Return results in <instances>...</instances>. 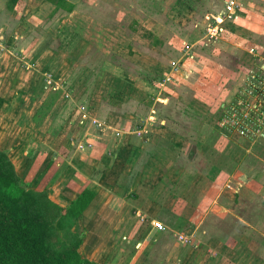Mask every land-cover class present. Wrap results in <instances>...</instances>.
<instances>
[{
	"label": "crops",
	"instance_id": "1",
	"mask_svg": "<svg viewBox=\"0 0 264 264\" xmlns=\"http://www.w3.org/2000/svg\"><path fill=\"white\" fill-rule=\"evenodd\" d=\"M194 1L196 3L200 1L203 5L218 4L215 0ZM220 2L224 4L225 1ZM241 2L238 23L229 26L225 33L253 35L254 29H248L246 23L251 19L264 20V0H241ZM223 4L221 3L222 6L214 15L223 12ZM19 5L21 7L17 8ZM190 5L184 0H172L169 14L173 13V17L177 18L189 10L192 11ZM54 8L55 5L48 0L26 2L18 0L14 9L8 12L16 16L18 26L23 22L27 23L23 29L17 28L19 30L15 31L25 36L34 28L31 25L34 22L31 21L42 20L44 15H50ZM73 11L68 14L72 15ZM204 24L205 22L201 20L197 23L198 29L200 26L202 31L198 38L187 39L184 36L180 44L177 41L179 48L174 39L172 41L164 39L165 24L158 22L146 24L150 36L146 39L129 40L131 51L132 46H135L140 52L138 58L128 57L132 71L136 68L137 70L134 71L143 72V75L138 74L139 83L135 84L131 79V83H127L119 79V73L112 74L107 70L109 63L106 62L103 65L107 68H104L101 78L95 81V88L88 98V101H92L88 103L95 102L96 105L95 95L98 88V93L103 96L107 105V108L101 109L104 113L99 116L98 121H101L102 126L100 129H111L108 132L105 130V133L111 132V136L114 135V142L110 144L108 138L111 136L104 135L102 130L99 131L100 148L98 149H102L100 157L92 155L91 149L94 143L86 145L83 151L74 149V144L67 139H64L65 143L62 142L59 146V149H63L62 155L59 153L57 156L59 168L54 167V171L49 175H54L55 179L58 175L63 176L58 178L55 188L53 187L55 191L57 190L58 199L64 204L71 202L76 196V189L87 185L92 186L97 197L98 186L100 189V186L106 185L109 177L113 176L115 180L113 178V182L110 180L108 190H113L114 186H117L119 190H116L115 194L125 200L123 203H126V207L127 205L132 207L134 215L130 220L134 219L135 222L126 221L124 230H118V225L115 224L108 228L105 237L108 238V243L115 238L117 241L115 245L120 243L119 240L121 243L125 240L126 244L136 240L134 247L137 250L132 252L129 250V256L124 257L123 255L127 254L123 252L124 250H110L103 262L99 260L100 257L92 258L99 264H128L130 259L131 262L135 259V264H150L148 250L139 249L144 247L151 233L157 235L166 228L174 235H185L189 236L188 238L192 236L190 241L195 242V248L211 242L210 248L216 251V255L218 254L216 260H212L214 264H264V133L257 141L251 142L219 131L217 120L221 112L220 108L230 100L234 91L229 90L226 93L219 85L214 86L212 91H207L205 90L207 88L193 85L195 93L185 102V89L181 90L185 88L182 87L181 82H187L183 79L182 69L193 73L192 76H196V80L200 82L208 80L205 74L198 75L197 69L187 67L191 62L194 68L201 67L200 61L198 62L200 58L194 54V47L200 51L210 52L217 62L220 58L215 55L223 53L222 45L232 49L236 46L235 42L228 41H223L218 46L213 45L216 42L205 37L202 27ZM61 25L66 28H58V33L71 31L74 35L78 27L77 24L70 26V23L65 22ZM258 29L264 32V27L259 26ZM80 38L81 36L78 35V39L69 45L72 49L67 60L72 64L79 57L76 52L82 51L85 47V44H82L77 50ZM141 48L147 49L146 53L142 54ZM178 49L185 50L183 54L185 56H182ZM164 50L169 54L164 53ZM174 51H178L177 57L172 58L170 54ZM242 51L246 58L242 61L236 57L237 61H240V66H243V63L249 66L252 60L243 48ZM52 53L56 55V52L52 51ZM39 54L38 51L35 56ZM239 54L237 51L238 56ZM173 66L180 67L182 75L177 73L173 80L165 82L168 74L172 73ZM240 66L237 69L239 78L236 88L242 83L245 74L242 76L243 72L240 73L242 70ZM57 67L59 68V65L56 64L54 67L56 72L47 68L51 71L50 78L54 83L61 79ZM87 68L90 73L86 71ZM87 68L71 85L73 89L76 81L79 80L78 92L81 94L87 90L89 76L96 74L91 68ZM161 82H164L162 86L159 85ZM41 85V79H38L35 90H32V94L37 95L38 100L43 99L48 93V90ZM207 92L213 96L207 95ZM215 95H217L216 99L213 98ZM127 102L128 107H130L129 102L133 107L128 108L125 104ZM126 120L129 122H125ZM186 125L189 127L188 133L185 131ZM176 127L181 130H174ZM153 128H157L159 132L154 131ZM145 144L147 147L144 146ZM201 157L205 160H201ZM100 160L104 161L105 168L100 173L102 178L98 185L90 183V178L95 171V164ZM199 161L204 163L198 165ZM54 163L52 162L50 166ZM45 186L48 190L51 189L47 184H42L41 187ZM130 193L133 194L131 197ZM125 198L132 199L128 201ZM140 216L145 217L146 223L140 220ZM80 219L77 224L79 226ZM151 220L161 222L165 228L163 230L154 228L150 224ZM83 227L88 238L91 232V237H99L98 234L96 235L99 233L97 229L93 230L87 223H84ZM83 227L80 228L84 229ZM91 227L94 228V225ZM196 237L205 239V242L201 241L197 244ZM150 242L153 243L154 239L152 238ZM84 244L82 243L80 248H83ZM80 248L79 251L84 256ZM183 248L184 243L175 242L171 254L165 255V264H178L170 259L173 257V260L179 261ZM101 250H105V247H101ZM99 255L102 256L103 253Z\"/></svg>",
	"mask_w": 264,
	"mask_h": 264
},
{
	"label": "rangeland",
	"instance_id": "2",
	"mask_svg": "<svg viewBox=\"0 0 264 264\" xmlns=\"http://www.w3.org/2000/svg\"><path fill=\"white\" fill-rule=\"evenodd\" d=\"M26 1L27 0H25V2ZM67 1L74 5L72 15H69L68 12L63 9L52 12L50 15L45 14L42 20L31 21L34 22L31 24L34 26L33 30L26 33L25 36H21L15 31L23 29L27 23L23 22L21 26H18L16 16L10 15L6 10L4 5L5 0H0V95L3 96L5 100L0 108V150L7 153L20 178L30 179V169L33 167V170H37L30 183L31 188L38 189L42 184H47V186L51 188L49 189L50 198L60 204L64 203L57 198V190L55 191L53 187L55 188L58 178H62L63 176L58 175L56 179L54 175L49 176L52 174L51 170L54 171V167L59 168L57 156L59 153L62 155L63 152V149H59V146L62 142L65 143L67 139L71 140L74 144V149L76 148L77 151H83L86 145L88 146V144L91 145L94 143L91 149L92 155L100 157L102 149H98L100 148L98 133L102 130L100 129L102 126L100 123L101 121L99 122L98 120L99 116L104 113L102 110L107 108L106 101L103 99V96H100L101 94L98 93V88H96L95 95L96 105L95 102L88 103L92 102L91 100L88 101V98L95 88L96 76L94 77V74L89 76L86 86L87 90L82 94L78 92L79 80L76 81L72 89L71 85H73L74 80L80 78L82 75L80 73H82L85 68L89 67L94 72H97L104 63L108 62L107 70L109 72H112V74L123 73V75L131 79L133 83L138 84L140 78L138 74L143 75V72L134 71L137 70L136 68L132 71L129 58H138L140 52L135 46H132L131 51V41L129 42V40L146 39L145 31L148 29H146L147 27L145 25L156 22L166 25V33L163 35L166 40L169 39L172 41L174 39L175 42L179 41L180 44L184 36H186L187 39H193L194 37L198 38L199 35L202 34V31L200 26V29H198L197 23L200 20L201 22L203 21V23L205 22L202 26L204 28L209 20L217 16L214 14L218 8L222 6L221 3L223 4V2H220L222 0H215L218 3L215 6L211 4L203 5L200 1L196 3L194 0H189L193 10H189L183 15L174 18L173 13L169 14L172 0ZM224 5L225 2L223 7ZM19 7L21 6L19 5L17 8ZM66 13L68 15H65ZM238 20L239 18L237 20L224 21L222 23L224 31L216 36V38H209L213 42H216L213 45L217 46L222 44L223 41L235 42L236 44L233 49L226 45H222L221 51L223 53L215 55L220 58L219 61L216 62L215 57L212 56L210 52H205L204 50L200 51L195 49V47L193 48L194 54L200 58L198 62L200 61L201 67L194 68L191 64L192 62L187 67L193 70L197 69L196 73H198V75L205 74L208 80L206 82H200L196 80V76H192L193 73L191 74L187 69H182L184 72L183 79L187 81H183L184 83L181 82L182 87H185L181 89H185V102L192 98L195 93L193 85L199 88H207L205 89L207 91H212V88L216 85L222 86L226 93L229 90H232V92L234 91L232 97L227 102L230 103L234 101L238 98V92L243 88L246 81L245 79L257 68L258 64L254 61L255 57L258 58V62L261 61V57L264 59V32H260V29H258L259 26L264 27V20L251 19L250 22L246 23L248 29H254L255 32L253 35L252 33L246 35L243 33H238L237 35L234 33H225L226 29L231 25H236ZM64 22L70 23V26H72V24L78 25L77 29L74 31V35L71 31L57 32V29L60 27L63 29L66 28L61 25L64 24ZM198 30L200 32H198ZM223 33H225L224 36H222ZM78 35L81 36V38L79 39L77 50L82 44H85V47L82 51L78 50L76 52L79 57L75 59L76 62L72 64L67 60L70 54L69 51L72 49V46L69 45L78 39ZM10 37H12V39ZM205 37L208 36L205 34ZM176 45L178 47V42ZM247 45L249 46L247 47ZM251 47L254 51H251ZM241 48L247 52L246 54L253 62L249 63V66L247 63H243L244 65L240 66V61H237V58L242 61L246 58L245 53L243 51L241 52ZM141 50L142 54L147 51L145 48H141ZM255 50H257V54ZM38 51L40 54L35 56ZM52 51L56 52V55H54ZM178 51L181 52L182 56H185L183 55L186 52L185 50L178 49ZM178 51H174L170 56L172 58L177 57ZM237 51L240 53L239 56L237 55ZM166 52L167 51L164 50V53ZM56 64L59 65L57 70L60 72L59 76L61 79L54 83V80L50 78L51 71L47 68H51L55 71L54 67ZM239 66L242 69L240 73L243 72L242 76L244 73L245 74L241 81L242 83L236 88L239 78V72L237 70ZM86 71L90 73L88 68ZM182 71L180 67L173 66L172 73L168 74V79L165 80V82L173 80L175 78L174 75L177 73L182 75ZM242 76L240 75V77ZM38 79H41V86L48 90V93L56 89L60 90L59 97L40 124H36L32 120L35 110L46 97L45 95L43 99L38 100V96L32 94V90H35ZM163 83L164 82H161L159 85L162 86ZM169 86H171V84ZM177 86H179V84H177ZM71 90H73V94ZM207 95L213 96L208 92ZM216 96L217 95L213 98L216 99ZM131 102H129V106L133 107V104H130ZM125 104L128 107V102ZM224 104L220 108L221 112L218 116L217 128L225 135L238 137L219 126L220 116L226 111ZM125 122L129 121L126 120ZM171 126H173V124H171ZM188 128V125H186L185 131L187 133L189 132ZM263 129L262 131L264 133ZM105 130L108 132V130L111 129L107 128ZM105 130H102V133L106 136H111V132L106 134ZM153 130L159 132L157 128H153ZM174 130L179 131L181 129L176 127ZM259 135L260 134H257L253 139H250V141H257ZM108 139L111 144L114 142V135ZM244 139L246 138L244 137ZM144 146L147 147L146 144ZM201 160L205 159L201 157ZM200 161L197 162L198 165L204 163V161L201 163ZM52 162L55 163L50 166ZM95 166V171L92 173L90 183L98 184L102 178L100 173L105 168L104 161L100 160ZM112 178L115 180L113 176H110L106 185L100 186V189L98 186V196L90 205L91 207L85 212V215H82L80 226L77 225L73 227L75 231L84 235L82 243L85 244L83 248H80L82 254L93 261L95 260L92 258L100 257L99 260L103 262L106 254L110 252V250H124L123 252L127 254L123 255V257L129 256V250H131V252L132 250H137L134 247L136 240L130 241L131 243L129 244H126L125 240H122L123 243L119 240L121 244L118 243V245H115L117 243L115 238L109 240L108 243V238L105 237L109 231L108 228L115 224L118 225V230H124V224L134 215L132 214V207L128 205L126 207V203H123L125 200L115 194V191L119 190L117 186H114L113 190L111 188L110 191L108 190L110 180L113 182ZM131 195L132 193L129 194L130 197ZM125 199L129 201L132 198ZM141 217L143 216H140V218ZM117 218L119 223L117 222ZM134 218L139 219L138 217ZM104 219L106 221H104ZM133 220L134 219L130 220V222H135ZM84 223H87L88 227L93 230L97 229L99 233H96V235L98 234L99 237H91V232L88 238L86 229L83 227ZM92 225H94V228L91 227ZM178 236L179 235H174V233L167 228L157 235L151 233L147 242L144 243V247L139 250H148L147 254L150 264H165V255L171 254L175 242L179 241ZM183 237L189 239V242L184 243L179 261L176 259L173 260V257H171L170 260L178 264H214L212 260H216L218 254L216 255V251L210 248L212 247L211 242H208V245L204 244L202 247L198 246L195 248V242L190 241L192 236L188 238L189 236L186 237L183 235ZM152 238L154 239L153 243L150 242ZM195 241H197V244L201 241L204 243L205 239H200V237H198ZM101 247H105V250L100 251ZM97 248H99L98 251L96 250ZM193 250L196 251L193 252ZM99 253H103V255L100 256ZM130 257H132V255ZM129 261L128 264H135V259H133L132 262L131 259Z\"/></svg>",
	"mask_w": 264,
	"mask_h": 264
},
{
	"label": "trees",
	"instance_id": "3",
	"mask_svg": "<svg viewBox=\"0 0 264 264\" xmlns=\"http://www.w3.org/2000/svg\"><path fill=\"white\" fill-rule=\"evenodd\" d=\"M17 1L7 0L6 10L12 11ZM48 1L55 5L53 12L63 9L69 13L74 9L67 0ZM145 33L146 37L151 35ZM104 68L102 65L94 73L95 81L101 78ZM119 74V79L131 83ZM59 94L56 89L42 100L32 116L36 124L42 123ZM4 102L0 95V108ZM36 171L32 167L30 179L20 178L12 160L0 150V264H99L81 255L84 235L73 229L96 197L92 186L77 188L71 202L60 204L50 198L46 186L31 188Z\"/></svg>",
	"mask_w": 264,
	"mask_h": 264
},
{
	"label": "built area",
	"instance_id": "4",
	"mask_svg": "<svg viewBox=\"0 0 264 264\" xmlns=\"http://www.w3.org/2000/svg\"><path fill=\"white\" fill-rule=\"evenodd\" d=\"M241 7V0H226L222 14L209 20L204 26V34L210 39L216 38L224 31L222 27L224 21L239 18ZM250 49L254 51L252 47ZM255 53L257 54V50ZM254 61L258 64L257 68L245 79L243 88H239L238 98L224 104L226 111L219 120L222 129L248 140L257 134H260L258 136L260 137L264 128V59L261 57V61L258 62V58L255 57ZM140 220L145 221V218L141 217ZM150 224L158 230L165 228L157 220H151ZM178 239L181 243L189 242L183 235H179Z\"/></svg>",
	"mask_w": 264,
	"mask_h": 264
}]
</instances>
